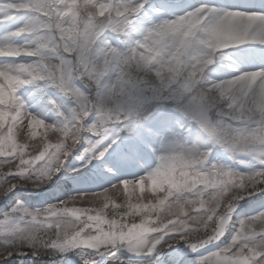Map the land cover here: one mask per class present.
<instances>
[{"label": "snow or ice", "instance_id": "6c2138e0", "mask_svg": "<svg viewBox=\"0 0 264 264\" xmlns=\"http://www.w3.org/2000/svg\"><path fill=\"white\" fill-rule=\"evenodd\" d=\"M146 4L153 13L178 6L0 0V26L29 14L0 40V58H8L0 63V264H37L78 248L94 250L80 256L82 264H97L105 252L149 256L181 241L197 253L230 227L227 242L190 264H264V209L232 224L239 202L264 192V67L209 75L223 50L264 49V9L200 3L158 21L145 11L134 27ZM24 35L31 39L17 43ZM34 81L69 95L70 114L52 98L63 119L30 113L18 90ZM81 141L83 153L92 154L83 172L68 164ZM217 146L230 159L251 155L261 167L242 172L209 162ZM148 153L158 163L138 177L71 192L44 207L30 208L18 197L10 203L17 188L104 183V166L119 172Z\"/></svg>", "mask_w": 264, "mask_h": 264}, {"label": "rangeland", "instance_id": "374dc122", "mask_svg": "<svg viewBox=\"0 0 264 264\" xmlns=\"http://www.w3.org/2000/svg\"><path fill=\"white\" fill-rule=\"evenodd\" d=\"M173 2L178 6L160 13L151 12L148 8V4H146L145 9L138 14L136 20L133 22V26L139 27L142 22H144L145 11H149V14L158 21L163 18H171L174 15H179L200 3L215 4L223 7L229 6L225 0H191L189 2H185L184 0H173ZM149 3L155 4L156 0H149ZM28 15V13H22L17 20L12 21L7 25L0 26V40L5 39L3 33L7 32L8 29L18 27L20 24L24 23L25 18ZM30 39L31 38L29 36L24 35L16 38V42L23 43ZM246 49H252V54L249 55ZM217 57L218 58L215 63L210 66L209 71V75L215 79H222L234 75L236 74V69L253 70L264 67V49L251 44L223 50L222 53L217 54ZM7 59L8 58H0V63L5 62ZM33 59L35 58H18V60L23 61H30ZM75 83L81 88H84V85L80 80H76ZM18 96L24 101L26 108L30 113L38 115L48 122H58L63 119V117H61L57 112L56 108L49 103V98L56 101L57 105L60 106V111H62L65 115L70 114V109L73 105V99L69 95L63 93L57 86L48 83L47 81H34L28 85L22 86L18 90ZM104 143H106V141H102L101 145H98V149L101 148ZM84 146H87L86 141H81V145L75 150L76 156H70L68 161L69 167L79 168L81 172L86 170V168L80 167L81 164H84L87 167L91 166L88 164V160L91 158L92 154L83 153L82 147ZM113 147H115V145H113ZM109 151H111V149H109ZM77 157L81 158L77 159ZM241 161H245L246 163H242ZM209 162H219L234 170L242 172L261 167L258 160L251 155H243L239 159H230L229 155L219 146L211 152ZM92 163H97V161L92 160ZM157 163V159L151 153H148L143 158L141 164H131L122 168L119 172L108 166H104V171L106 173L104 183H75L69 181L61 188H56L54 184H48L42 188H17L14 193L9 194L10 203H14L15 199L18 197L30 208L44 207L46 204L52 203L55 200L64 199L71 192H93L103 187H107L109 183H113L117 179L138 177L145 171L151 170V168L155 167ZM60 175H63V172L60 173ZM69 175H75V173L70 172ZM53 179L55 181L56 178L54 177ZM3 203L4 201H0V206H2ZM239 204H241V207L237 209V214L232 216V224H237L241 219L251 217L260 212L261 209H264V192H258L254 195L246 196L239 202ZM234 231L235 228L230 227L225 233V237H223L221 241H218L215 247H218L221 243L227 242ZM93 251L94 250L87 248H78L72 251L64 252L60 255L43 257L37 262V264L55 263L56 260H54V258H60V261L57 264H82L80 256H87ZM179 251H187V253H182L183 255L178 254L177 252ZM203 253H192L185 247L184 242L181 241L179 245H173L172 248H163L161 252H153L149 256L132 257L123 249L115 251L114 253L111 251L105 252L102 256L97 258V264H103L109 259H125L136 263L160 262L162 264H175V260L177 258L180 259L181 264H190V261L193 260L196 255Z\"/></svg>", "mask_w": 264, "mask_h": 264}, {"label": "bare ground", "instance_id": "6f19581e", "mask_svg": "<svg viewBox=\"0 0 264 264\" xmlns=\"http://www.w3.org/2000/svg\"><path fill=\"white\" fill-rule=\"evenodd\" d=\"M235 2L237 5L234 3L233 6L236 8H240L242 10H262V9H264V0H235ZM246 51L248 53H251L252 49H246ZM183 252L179 251L177 253L182 254ZM158 264H161V263L158 262Z\"/></svg>", "mask_w": 264, "mask_h": 264}, {"label": "water", "instance_id": "95a60500", "mask_svg": "<svg viewBox=\"0 0 264 264\" xmlns=\"http://www.w3.org/2000/svg\"><path fill=\"white\" fill-rule=\"evenodd\" d=\"M241 207V204H239V206L238 207H236V209L234 210V212L232 213V216L233 215H236L237 214V209H239ZM218 243V242H217ZM217 243L216 244H214V245H209L208 246V248H206V249H201L199 252H197V253H203V252H205V251H208V250H210V249H212V248H214L216 245H217ZM187 253V251H184L183 252V254H186ZM193 253V252H192ZM182 254V255H183ZM104 264H146V263H136V262H130V261H127V260H125V259H109V260H107ZM152 264H158V262L157 263H152ZM162 264V263H161Z\"/></svg>", "mask_w": 264, "mask_h": 264}, {"label": "clouds", "instance_id": "9594fccd", "mask_svg": "<svg viewBox=\"0 0 264 264\" xmlns=\"http://www.w3.org/2000/svg\"><path fill=\"white\" fill-rule=\"evenodd\" d=\"M106 7H107L106 5L101 4L99 5V10L102 12L106 9Z\"/></svg>", "mask_w": 264, "mask_h": 264}, {"label": "trees", "instance_id": "16d2710c", "mask_svg": "<svg viewBox=\"0 0 264 264\" xmlns=\"http://www.w3.org/2000/svg\"><path fill=\"white\" fill-rule=\"evenodd\" d=\"M54 260H56V261H55V263H52V264H57L60 261V258H54Z\"/></svg>", "mask_w": 264, "mask_h": 264}]
</instances>
